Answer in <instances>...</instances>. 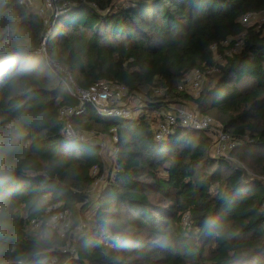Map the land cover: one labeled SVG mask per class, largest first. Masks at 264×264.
Segmentation results:
<instances>
[{"label":"trees","instance_id":"1","mask_svg":"<svg viewBox=\"0 0 264 264\" xmlns=\"http://www.w3.org/2000/svg\"><path fill=\"white\" fill-rule=\"evenodd\" d=\"M118 1L57 0L47 26L35 6L0 0V264H264V20L241 23L264 0ZM51 63L84 90L124 86L139 112L80 105ZM189 104L236 144L229 158L211 155L208 131L178 124L155 139L170 106ZM65 107H81L69 121L92 140L65 137ZM114 136L109 165L94 140ZM55 213L84 230L51 231Z\"/></svg>","mask_w":264,"mask_h":264},{"label":"built area","instance_id":"2","mask_svg":"<svg viewBox=\"0 0 264 264\" xmlns=\"http://www.w3.org/2000/svg\"><path fill=\"white\" fill-rule=\"evenodd\" d=\"M57 0H19V4L24 7H33L35 4H38L37 11L39 16L44 20L45 25H49L50 18L52 16L55 19L60 15V9H57L54 4ZM256 15H246L241 18V23L247 26L249 20L253 19ZM251 22V21H250ZM50 31L46 34L45 40L42 43V52L45 53V41L47 37L50 35ZM240 46V43L236 44L232 49V52L237 51ZM51 67L54 68L57 72L64 74L68 82V91L69 93L79 99L80 105L84 103H91L97 110V112L105 117V118H118V119H127L133 114H137L139 109H135L136 111L131 110L124 103V99L128 93V90L124 86H120L117 84H111L106 81H102L91 86L88 90H84L76 85L72 75L70 72L63 67H61L57 63H51ZM211 73V71H208ZM205 80V75L194 71L190 74L187 79V83L191 86L192 90L199 91L202 87L203 81ZM82 113L81 107L77 108H62L60 111V119L65 120V131L64 135L67 139L71 140H79L86 141L92 140L94 137L93 133L90 134H80L77 133L70 123V118L76 117ZM182 125L185 127L192 128L194 130L208 131L211 134L217 133L214 137V146L212 151L216 157H224L229 158L230 152L236 147V144L231 141V139L223 134L220 131V124L214 121L213 119L201 116L200 114L190 111L181 105H171L168 111L164 114L163 121H160L156 127H154L155 139L158 141L163 140L168 135H170L176 125ZM97 145L101 148V155L106 156L108 153L111 156H115L117 154V148L114 143L117 142V137L114 136L112 141L109 142H101L94 140ZM105 161V159L103 158ZM99 169L94 168L92 171L93 176L98 175ZM105 179V173L99 177L94 186L98 181H102ZM50 211V210H49ZM32 229H39L40 222L38 219L31 220ZM73 224L71 221L62 213H55L52 215L50 221V229H57L60 234L64 237L66 233H77L78 231L85 228V224L83 222L79 223L72 229ZM47 236V233L44 234V238ZM106 238H110V240H114L111 234H107ZM70 245V241L68 243ZM18 264H21L20 262Z\"/></svg>","mask_w":264,"mask_h":264},{"label":"rangeland","instance_id":"3","mask_svg":"<svg viewBox=\"0 0 264 264\" xmlns=\"http://www.w3.org/2000/svg\"><path fill=\"white\" fill-rule=\"evenodd\" d=\"M147 1H151V0H147ZM118 2H120V3H118L119 5H124V4H130L131 3V1L130 0H119ZM35 7H38V4H35L34 5ZM37 9V8H36ZM264 20V13H262V14H258V15H256V16H254L253 17V19H251V20H249V24L248 25H253L254 23H261L262 21ZM251 21V22H250ZM215 60H217V61H220L221 59H220V57L218 56V55H216L215 56ZM206 80V79H205ZM204 82L205 81H203V84H204ZM202 89V88H201ZM191 93L192 94H194V95H197L199 92L198 91H195V90H192V88H191ZM128 106V105H127ZM141 105H139L137 102H135V101H132L131 102V104H129V108H131V110H133L134 108H139ZM186 109H188V110H190V111H193V112H196V107H195V105H193V104H189V106L187 107V106H184ZM197 113V112H196ZM133 115H135V114H133ZM137 115V114H136ZM215 134H217V133H215ZM215 134H212V136L213 137H215L216 135ZM212 137V138H213ZM211 155H214V152L211 150ZM215 156V155H214ZM113 156H111V154H107L106 156H104L103 155V158L105 159V162L107 163V164H109L110 165V163H111V158H112ZM104 182V180H102V181H98L97 182V184L95 185V186H93V188H92V192L94 193V196H95V198L98 196V192L100 193V189H101V187H100V189H99V186L102 184ZM104 184V183H103ZM102 184V185H103ZM93 208V207H92ZM91 208V209H92ZM90 213V212H89ZM84 229H82V230H80V231H78L79 233L80 232H82Z\"/></svg>","mask_w":264,"mask_h":264},{"label":"clouds","instance_id":"4","mask_svg":"<svg viewBox=\"0 0 264 264\" xmlns=\"http://www.w3.org/2000/svg\"><path fill=\"white\" fill-rule=\"evenodd\" d=\"M34 68V65L32 63H25L22 66V71H31ZM7 139V144L9 147L18 144L19 141L22 139V133L20 132H15L13 134H11L9 137L6 138ZM5 144V138L4 137H0V148H3ZM119 242V241H118Z\"/></svg>","mask_w":264,"mask_h":264},{"label":"water","instance_id":"5","mask_svg":"<svg viewBox=\"0 0 264 264\" xmlns=\"http://www.w3.org/2000/svg\"><path fill=\"white\" fill-rule=\"evenodd\" d=\"M24 48L17 49V52H23Z\"/></svg>","mask_w":264,"mask_h":264}]
</instances>
